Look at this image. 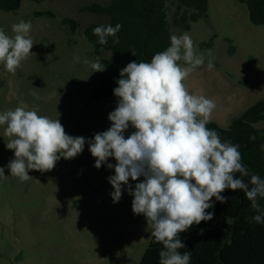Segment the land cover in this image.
Listing matches in <instances>:
<instances>
[{
  "label": "rangeland",
  "instance_id": "1",
  "mask_svg": "<svg viewBox=\"0 0 264 264\" xmlns=\"http://www.w3.org/2000/svg\"><path fill=\"white\" fill-rule=\"evenodd\" d=\"M108 1L23 0L17 12L0 13V28L9 36H14L13 24L21 19L31 21L30 37L35 43L15 74L0 64V113L26 106L38 115L59 119L67 134L86 140L111 126L108 114L117 105L111 100L90 99L102 72H93L83 63L95 61L84 28L109 20L87 8ZM206 3L205 16L190 23L188 31L171 29L178 35L187 32L197 53L204 52V65L184 83L190 94L203 95L217 104L210 121L227 127L233 118L264 100V26L250 22L247 7L239 0ZM173 11L171 8L170 16ZM35 12L45 15L35 17ZM64 18L74 20V32L62 24ZM208 50L214 64L211 71L207 69ZM5 127L0 125V167L7 176L0 179V264L157 263L163 245L155 242L145 217L133 214L134 197L127 186H122L119 202H113L108 177L115 174L114 168L108 169L106 164L95 168L87 143L74 159L61 158L46 172L30 170L33 178L21 182L7 168L14 150L6 147L10 138ZM255 127L264 128V121ZM131 133L128 128L125 138ZM107 163L115 165L116 161L110 157ZM143 179L129 178V184L134 189ZM249 179L244 177L246 183ZM221 194L229 199L220 203L213 198L214 208L206 210L214 212L212 220L180 233L186 248L179 251H191V264H264L260 255L263 241L256 237L264 236V230L253 236L243 227L234 229L225 218L234 217L250 201L242 190L226 189Z\"/></svg>",
  "mask_w": 264,
  "mask_h": 264
},
{
  "label": "clouds",
  "instance_id": "2",
  "mask_svg": "<svg viewBox=\"0 0 264 264\" xmlns=\"http://www.w3.org/2000/svg\"><path fill=\"white\" fill-rule=\"evenodd\" d=\"M31 28V21L23 19L11 26L14 36L0 28V64L6 71L15 74L32 54ZM121 29L119 23L100 25L93 34L100 45H105L108 37H114L115 44ZM207 56L211 71V50ZM74 59L79 61L78 56ZM83 63L93 72L106 69L99 57ZM204 63V52L197 53L187 32L171 34L170 46L150 62H129L120 70L118 86L113 89L118 99L108 114L111 126L90 140L67 134L59 119L38 115L26 106L0 113V125H6L5 135L10 138L6 147L14 150V159L7 165L10 175L28 181L33 178L30 170L50 171L61 158L74 159L81 154L87 143L95 168L104 164L114 168L115 174L108 177L113 202H119L122 186H127L134 197L133 214L145 217L155 242L163 245L159 264H191V251H179L186 248L180 233L212 220L214 212L206 210L214 208L213 198L220 203L228 201L221 194L226 189L242 190L257 213L252 219L264 224V209L258 203V197L264 198V179L243 165L240 145L222 141L207 127L217 104L203 95L190 94L184 83ZM130 125L135 131L125 138ZM110 157L115 165L107 163ZM140 177L144 179L133 189L129 178L137 181ZM244 177H250L247 183ZM6 178L0 167V179Z\"/></svg>",
  "mask_w": 264,
  "mask_h": 264
},
{
  "label": "trees",
  "instance_id": "3",
  "mask_svg": "<svg viewBox=\"0 0 264 264\" xmlns=\"http://www.w3.org/2000/svg\"><path fill=\"white\" fill-rule=\"evenodd\" d=\"M22 1L0 0V13L17 12ZM239 1L246 5L250 22L253 25L264 26V0ZM206 6V0H109L105 5H90L88 10L108 16L109 20L105 25L115 26L117 23L122 25V29L117 33L119 43L114 44V37H108L105 45L97 43L98 37L93 34V29L101 24L90 23L84 28V36L92 45V55L95 59L99 57L100 63L106 66L101 73L99 85L92 92L90 99L111 100L117 105L118 98L114 96L113 89L118 86L116 81L119 79L120 70L132 61L150 62L156 53L170 46L172 26L182 32L188 31L190 23L197 22L205 16ZM171 8H174V11L170 16ZM43 15L45 13H34L35 17ZM61 22L68 26L71 32L75 31L74 20L64 18ZM102 52H109V55L103 56ZM263 121L264 100H260L238 117L233 118L227 127H221L212 121L207 124L209 129H214L219 134L222 141L229 140L232 144L240 145L243 165L249 173L259 175L261 179H264V128H256L255 125ZM129 128L132 132L135 131L131 125ZM258 203L264 209V198L258 197ZM256 214L249 203L240 208L234 217L225 216V218L227 224L234 229L240 231L243 227L254 236L264 230V224L258 225L252 219ZM256 237L257 241H263L260 243L262 245L260 255L264 260V236L258 234ZM155 264H159V258Z\"/></svg>",
  "mask_w": 264,
  "mask_h": 264
}]
</instances>
